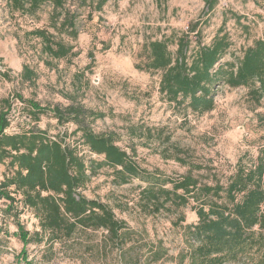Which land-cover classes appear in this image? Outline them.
<instances>
[{
	"label": "trees",
	"instance_id": "1",
	"mask_svg": "<svg viewBox=\"0 0 264 264\" xmlns=\"http://www.w3.org/2000/svg\"><path fill=\"white\" fill-rule=\"evenodd\" d=\"M4 1L8 15L26 19L28 27L17 31L33 46L43 66L52 69L58 61L70 64L78 56L74 42L93 14L101 13L109 0ZM154 1L159 7L167 2ZM254 1L257 4L259 0ZM216 3L204 0L208 11ZM40 12L46 19L39 26ZM192 29L196 35L192 47L188 34L177 38L174 51L169 38L145 40L135 55L134 68L159 73L160 98L174 109L196 115L215 108L219 87H243L254 108H263L256 117L264 130V32L240 57L224 60L232 47L227 32L219 28L210 43L203 44L199 31ZM0 72L8 78L7 72ZM35 77L28 64L21 66V83H30ZM61 96L66 104L47 107L19 94L0 100V164L5 167L0 180V201L4 205H0V214L3 221L11 219L16 228L9 233L4 224L0 225V251L6 248L5 239L12 236L22 244L15 261L32 264L26 247L33 244L42 247L41 262L48 264L51 258L47 255L55 245L72 248L79 241L82 264H138L135 232L108 204L82 193L90 179L106 169L111 171L114 185L140 182L135 207L141 214L173 216L170 223L181 230L185 246L176 256L178 264H264V148H259L250 166L238 162L225 182L216 176L202 182L203 174H192L201 167L182 158L176 159L188 168L187 172L171 178L142 167L134 146H119L113 132H96L93 123L102 113L78 102L74 94L62 92ZM15 101L28 109L31 119V125L22 129L11 123ZM41 113H49L57 126L71 124L74 129L70 134L64 131L49 136L47 130L36 125ZM131 131L130 135H135ZM70 136H77V141H67ZM164 140L169 142L170 135ZM78 143L93 158L86 160ZM187 207L195 212V223L184 224L183 210ZM28 211L37 221V229L32 232L20 222V216ZM166 255L158 242L148 248L145 260L156 263ZM95 256L98 263H91L88 258Z\"/></svg>",
	"mask_w": 264,
	"mask_h": 264
},
{
	"label": "rangeland",
	"instance_id": "2",
	"mask_svg": "<svg viewBox=\"0 0 264 264\" xmlns=\"http://www.w3.org/2000/svg\"><path fill=\"white\" fill-rule=\"evenodd\" d=\"M39 15L40 26L46 14ZM26 24V19L8 15L5 1L0 0V70L8 73V78H4L0 72V100L19 94L47 107L66 104L62 92L74 94L78 102L102 113L93 123L96 132H113L119 146H134L142 167L171 178L187 172L188 168L176 159L182 158L201 167L192 174H203L202 182H210L212 176L225 182L238 162L250 166L259 148H264V130L256 117V112L263 108H254L245 88L219 87L215 108L196 115L189 110L174 109L160 98L159 73L134 68L135 55L145 40L169 38L173 41L169 47L174 51L177 38L188 34L192 47L196 36L192 28L199 31L203 44H209L222 28L232 41L230 54L224 60L240 57L264 32V0L257 4L254 0H217L212 11L207 10L204 0H167L163 7L154 0H109L101 13L93 14L74 42L78 56L70 64L58 61L52 69L43 66L33 46L17 31L28 27ZM23 64L36 72L30 83L19 81ZM10 114L13 127L22 129L31 125L28 109L19 101L12 105ZM36 125L47 130L49 136L64 131L70 134L74 129L71 124L57 126L49 113H41ZM131 130L135 135H130ZM167 135L169 142L164 140ZM67 141L75 143L77 136H70ZM77 148L86 160L93 158L81 143ZM4 172L5 167L0 164V180ZM138 185L137 180L114 185L111 171L100 169L82 193L108 204L135 232L139 241L134 252L138 264H178L176 256L185 248L181 230L171 225V215L145 216L138 211L135 207ZM0 205L4 206L3 201ZM183 213L184 224L197 221L190 207ZM2 216L0 225L4 224L9 233L16 231L13 221L9 218L3 221ZM20 222L29 232L37 229V221L29 211L20 216ZM94 235L96 239L99 233ZM158 242L167 255L156 263H148L147 250ZM5 244L6 248L0 251V264H24L14 259L22 244L12 236L5 239ZM26 248L32 264H43L41 246L30 244ZM81 254L79 241L72 248L55 245L47 255L51 258L48 264H82ZM88 260L98 263L99 258Z\"/></svg>",
	"mask_w": 264,
	"mask_h": 264
}]
</instances>
